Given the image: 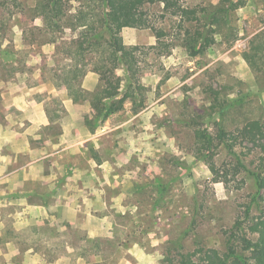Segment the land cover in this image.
I'll return each mask as SVG.
<instances>
[{"label":"rangeland","instance_id":"rangeland-1","mask_svg":"<svg viewBox=\"0 0 264 264\" xmlns=\"http://www.w3.org/2000/svg\"><path fill=\"white\" fill-rule=\"evenodd\" d=\"M240 1L223 3L228 11L204 53L186 43L197 27L162 19L159 7L148 12L164 38L123 29L126 45L143 48L138 105L127 101L94 133L90 100L76 101L65 84L55 85L63 59L42 33L33 0H20L14 17L0 12V46L15 52L0 58V264H172L175 241L184 252L228 251L226 233L238 219L247 228L264 209L253 203L252 174L264 167V141L237 136L233 151L215 149L227 181L216 182L192 120L214 136L264 121V73L245 59L264 30V0L233 8ZM222 2L183 0L216 14ZM77 6L67 1L68 11ZM99 86L96 74L81 83L87 98ZM222 103L226 110L213 117L212 105ZM158 182L167 186L160 197Z\"/></svg>","mask_w":264,"mask_h":264},{"label":"trees","instance_id":"trees-1","mask_svg":"<svg viewBox=\"0 0 264 264\" xmlns=\"http://www.w3.org/2000/svg\"><path fill=\"white\" fill-rule=\"evenodd\" d=\"M67 1L33 0V12L42 18L44 23L42 33L48 38L49 44L56 45L63 59V68L54 71L55 85L65 84L74 100L89 99L95 109L93 119L87 117V126L92 133L97 125L123 109L127 101L133 102L135 107L138 105L135 96L142 87L140 51L143 48L126 45L121 35L123 29H150L157 39L164 38L165 31L155 27L154 18L148 12L152 7H159L162 19H167V15H170L178 19L180 26L197 27L190 43L188 41L186 43L193 50L204 53L214 44L215 27L228 11L223 3L230 2V0H222L216 14L209 7L185 6L183 0H74L78 2V6L73 11L70 9L68 11ZM244 4L245 0H241L234 4L233 8H239ZM14 8H21L20 0H0L1 14L9 13L10 17H14ZM68 31L74 34L77 32V35L69 39L66 34ZM155 47L150 46L149 49ZM14 53L13 50L2 49L0 46V58L8 60ZM144 54L148 55L147 52ZM245 59L253 71L264 73V30L254 37L251 51L245 54ZM119 68L123 69V76H116L115 71ZM89 74L98 76L100 86L97 91L91 93V97L87 98L81 83ZM144 101L145 97L140 102V106H143ZM226 107V103L220 104L219 109L213 104V117L226 110ZM192 122L195 142L207 152L201 153V156L217 175L216 182L227 181L221 179L223 177L215 165L212 156L215 149L224 146L230 152L233 151L235 146L233 141L240 136L243 140L252 143L264 141L263 120L248 121L238 128L237 135L223 128L216 136L208 129L197 126L194 119ZM252 174L258 186V195L253 203H264V167L261 171ZM156 189L160 197L166 192L167 186L158 182ZM250 209L251 207L248 206L247 213ZM244 224L242 219H238L235 227L226 233L228 249L226 252L204 249L198 250L197 253L184 252L180 242L175 241L173 248L178 252L171 254L173 259L168 260L172 264H264V209L247 228ZM250 235H256V241L250 239ZM246 251L250 252V257L245 258ZM198 253H200L199 257Z\"/></svg>","mask_w":264,"mask_h":264}]
</instances>
